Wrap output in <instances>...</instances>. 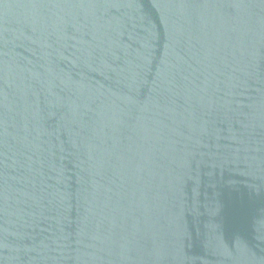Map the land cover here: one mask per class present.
Returning <instances> with one entry per match:
<instances>
[{"label":"water","instance_id":"water-1","mask_svg":"<svg viewBox=\"0 0 264 264\" xmlns=\"http://www.w3.org/2000/svg\"><path fill=\"white\" fill-rule=\"evenodd\" d=\"M0 264H264V0H0Z\"/></svg>","mask_w":264,"mask_h":264}]
</instances>
